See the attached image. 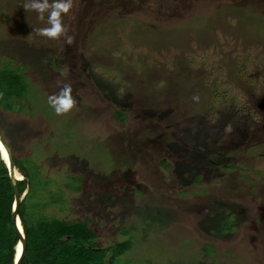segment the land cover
Returning <instances> with one entry per match:
<instances>
[{"label":"rangeland","instance_id":"rangeland-1","mask_svg":"<svg viewBox=\"0 0 264 264\" xmlns=\"http://www.w3.org/2000/svg\"><path fill=\"white\" fill-rule=\"evenodd\" d=\"M66 2L0 0V69L25 86L0 136L28 218L123 243L112 264H264V0H72V43L38 34Z\"/></svg>","mask_w":264,"mask_h":264},{"label":"trees","instance_id":"trees-1","mask_svg":"<svg viewBox=\"0 0 264 264\" xmlns=\"http://www.w3.org/2000/svg\"><path fill=\"white\" fill-rule=\"evenodd\" d=\"M24 90L25 86L19 75L9 69H0L2 110L11 111L13 99L21 97ZM12 159L14 166L18 167L13 154ZM2 160L0 159V264H12L13 246L17 240L11 224L13 189ZM18 170L21 172L22 168ZM21 174L22 179L16 180L19 194L25 191V178L29 177L27 172ZM31 196L33 197V191L29 187L17 207L25 239L21 264H112L114 255L125 249L123 243L116 244L114 248L110 247L108 250L102 249L95 240L96 232L82 221L68 222L45 216L28 218L26 208L32 201H28Z\"/></svg>","mask_w":264,"mask_h":264},{"label":"clouds","instance_id":"clouds-1","mask_svg":"<svg viewBox=\"0 0 264 264\" xmlns=\"http://www.w3.org/2000/svg\"><path fill=\"white\" fill-rule=\"evenodd\" d=\"M33 8L40 12L44 10V8L47 7L46 4H38L33 3L31 5L25 4V8ZM72 7V0H67L66 3H58L54 6V9L51 12L50 16V23L52 24L51 28L47 29H39L38 34L46 36L49 39H58L60 36H65L67 43H72V38L67 36L68 28L66 25L62 23L61 20V13L67 14L69 12V9ZM42 18V17H41ZM71 93V85H65L58 96L54 98H50V102L52 103V106L55 108V111L58 115L60 114H66L68 111H70L74 105L75 100L70 95ZM194 99H197V97H194Z\"/></svg>","mask_w":264,"mask_h":264},{"label":"water","instance_id":"water-1","mask_svg":"<svg viewBox=\"0 0 264 264\" xmlns=\"http://www.w3.org/2000/svg\"><path fill=\"white\" fill-rule=\"evenodd\" d=\"M0 143L5 147V149L7 150V153H8V165L5 164V167L7 169V176L11 182L12 189H13V201L11 204V224H12L13 230H14L16 237H17L16 242L19 241L20 246H21L20 252H19L17 258L15 257V251H14L13 256H12V264H21V261L23 259V255H24V251H25V239H24V236L22 233V229L18 230L16 223H15V220H16V217L18 216L17 215V207H18V204L22 198H21V193L19 194L17 187H16V180L17 179H15V177L13 175V165L14 164H13V159H12V154H11L10 148H9L8 144L1 138V136H0ZM0 159H2L1 154H0ZM13 248H14V246H13Z\"/></svg>","mask_w":264,"mask_h":264},{"label":"bare ground","instance_id":"bare-ground-1","mask_svg":"<svg viewBox=\"0 0 264 264\" xmlns=\"http://www.w3.org/2000/svg\"><path fill=\"white\" fill-rule=\"evenodd\" d=\"M0 154H1V158L3 159L4 163L8 165V153H7V150L5 149V147L1 143H0ZM13 175H14L15 179H17V180L22 179L21 172L14 165H13ZM24 194H25V191L23 193H21V198L24 196ZM15 223H16L18 230H21L22 227H21L20 219L18 216L16 217ZM20 248H21L20 242L17 241L15 246H14L16 258L18 257V254L20 252Z\"/></svg>","mask_w":264,"mask_h":264},{"label":"flooded vegetation","instance_id":"flooded-vegetation-1","mask_svg":"<svg viewBox=\"0 0 264 264\" xmlns=\"http://www.w3.org/2000/svg\"><path fill=\"white\" fill-rule=\"evenodd\" d=\"M150 149H152L153 151H154V149H155V145H152L151 147H150ZM157 149H158V147H157ZM159 150V149H158ZM152 152H150V154H151ZM161 162H163V161H161Z\"/></svg>","mask_w":264,"mask_h":264}]
</instances>
